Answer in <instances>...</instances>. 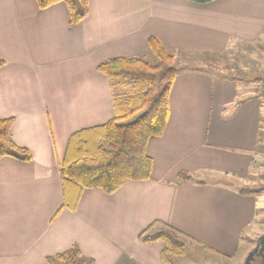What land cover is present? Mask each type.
<instances>
[{
	"label": "crops",
	"instance_id": "crops-1",
	"mask_svg": "<svg viewBox=\"0 0 264 264\" xmlns=\"http://www.w3.org/2000/svg\"><path fill=\"white\" fill-rule=\"evenodd\" d=\"M263 31L264 0H88L75 25L64 2L39 9L35 0H0V118L12 119L10 138L29 153L0 158V264H50L47 257L72 245L93 264H166L162 242L138 239L153 221L236 254L259 196L194 176L179 182L177 174L248 175L262 104L239 92L238 78L196 61L177 67L164 132L146 144L151 179L110 194L84 188L70 209L58 163L72 133L113 116L99 63L152 60L148 37L176 64V54H219Z\"/></svg>",
	"mask_w": 264,
	"mask_h": 264
},
{
	"label": "trees",
	"instance_id": "trees-1",
	"mask_svg": "<svg viewBox=\"0 0 264 264\" xmlns=\"http://www.w3.org/2000/svg\"><path fill=\"white\" fill-rule=\"evenodd\" d=\"M35 1L39 9L64 2L69 25L79 23L88 11V0ZM190 1L207 3L212 0ZM147 46L155 57L154 63L139 57H113L96 67L112 89L113 116L102 125L75 131L68 139L58 168L64 205L70 209L76 207L84 188H95L110 194L127 181L152 178V159L146 153V144L150 138L159 137L164 132L169 117V92L178 70L174 67L173 54L156 38L148 37ZM2 64L0 60V66ZM207 65L219 66L214 62ZM222 69L227 75H232L234 66L224 65L218 70ZM255 82L260 83L264 91V76H259ZM11 123V118H0V158L12 156L27 160V149L10 138ZM177 180L192 181L193 177L180 171ZM240 191L243 194L258 192ZM138 239L144 243L162 242L161 256L166 264H178L177 257L186 251L183 241L201 246L188 235L160 221L151 222L140 232ZM47 261L50 264H93V259L83 257L76 245L47 257ZM259 262L255 259L252 264Z\"/></svg>",
	"mask_w": 264,
	"mask_h": 264
},
{
	"label": "rangeland",
	"instance_id": "rangeland-1",
	"mask_svg": "<svg viewBox=\"0 0 264 264\" xmlns=\"http://www.w3.org/2000/svg\"><path fill=\"white\" fill-rule=\"evenodd\" d=\"M173 53V52H172ZM174 67H183L189 61H196V64L207 65L214 62L218 64L217 69L224 65L234 66L232 75L238 78L239 92L242 95H257L262 104L261 130L259 132L257 150L248 175L239 179L238 177H226L200 171L195 173V179L216 184H224L238 190L258 191L259 208L257 215L246 228L242 235L238 251L234 255L226 256L213 250L206 249L191 241H183L186 248L182 256L177 257L178 264H244L245 257L256 245L259 236L264 232V91L260 83L255 82L259 76H264V31L254 42L237 43L231 48L219 54H197L177 55ZM150 63L156 62L155 58L146 60ZM221 71L226 72L225 69Z\"/></svg>",
	"mask_w": 264,
	"mask_h": 264
},
{
	"label": "water",
	"instance_id": "water-1",
	"mask_svg": "<svg viewBox=\"0 0 264 264\" xmlns=\"http://www.w3.org/2000/svg\"><path fill=\"white\" fill-rule=\"evenodd\" d=\"M258 259L259 264H264V232L259 236L256 245L247 253L244 264H252Z\"/></svg>",
	"mask_w": 264,
	"mask_h": 264
}]
</instances>
